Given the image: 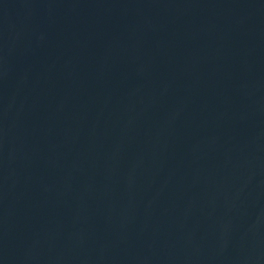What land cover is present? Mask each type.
<instances>
[{
  "label": "water",
  "instance_id": "water-1",
  "mask_svg": "<svg viewBox=\"0 0 264 264\" xmlns=\"http://www.w3.org/2000/svg\"><path fill=\"white\" fill-rule=\"evenodd\" d=\"M0 264H264V0H0Z\"/></svg>",
  "mask_w": 264,
  "mask_h": 264
}]
</instances>
